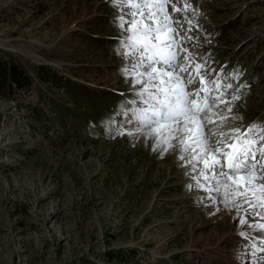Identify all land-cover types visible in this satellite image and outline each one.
<instances>
[{
    "label": "rangeland",
    "instance_id": "rangeland-1",
    "mask_svg": "<svg viewBox=\"0 0 264 264\" xmlns=\"http://www.w3.org/2000/svg\"><path fill=\"white\" fill-rule=\"evenodd\" d=\"M188 2L186 47L241 96L239 118L213 127L264 124V0ZM119 13L111 0H0V57L28 79L0 82V264H264L250 248L264 232L195 187L178 143L164 152L137 131Z\"/></svg>",
    "mask_w": 264,
    "mask_h": 264
},
{
    "label": "snow or ice",
    "instance_id": "snow-or-ice-1",
    "mask_svg": "<svg viewBox=\"0 0 264 264\" xmlns=\"http://www.w3.org/2000/svg\"><path fill=\"white\" fill-rule=\"evenodd\" d=\"M111 2L120 9L115 20L121 30L120 54L129 61L122 74L138 89L135 94L143 105L132 114L137 131L154 137L164 152L178 143L179 159L188 157L195 187L209 193L213 204L221 197L219 202L236 212L242 228L264 232V223L251 222L257 217L264 220V124L213 127L239 118L233 108L241 96L230 95L232 83H223L218 76L209 79L208 61L201 63L186 47L197 39L189 35L196 27L187 14L192 5L188 0ZM239 235L250 238L247 231ZM250 248L253 255L264 252V239L259 244L253 239ZM259 259L264 261V256Z\"/></svg>",
    "mask_w": 264,
    "mask_h": 264
},
{
    "label": "trees",
    "instance_id": "trees-1",
    "mask_svg": "<svg viewBox=\"0 0 264 264\" xmlns=\"http://www.w3.org/2000/svg\"><path fill=\"white\" fill-rule=\"evenodd\" d=\"M24 74L25 73L23 69L19 65L13 62L3 61V59L0 57V82L2 80H4L5 82L7 81V88L9 91L22 88V82L28 83V79L26 76H24ZM121 253L122 252L118 253L116 256L120 255ZM114 259H117V257L110 260Z\"/></svg>",
    "mask_w": 264,
    "mask_h": 264
}]
</instances>
